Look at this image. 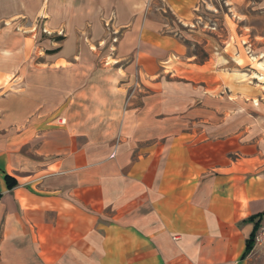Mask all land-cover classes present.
<instances>
[{
  "label": "crops",
  "instance_id": "1",
  "mask_svg": "<svg viewBox=\"0 0 264 264\" xmlns=\"http://www.w3.org/2000/svg\"><path fill=\"white\" fill-rule=\"evenodd\" d=\"M5 2L0 20L38 7L64 40L31 63L0 37V74L17 77L0 86V264H264L244 256L248 218L264 216L254 80L220 54L159 79L209 0Z\"/></svg>",
  "mask_w": 264,
  "mask_h": 264
},
{
  "label": "rangeland",
  "instance_id": "2",
  "mask_svg": "<svg viewBox=\"0 0 264 264\" xmlns=\"http://www.w3.org/2000/svg\"><path fill=\"white\" fill-rule=\"evenodd\" d=\"M209 2L214 8L209 9L210 11L200 8L197 12L200 19L193 27L179 28L181 33L184 32L180 40L185 46V55L180 58L170 56L169 59L163 60L158 66V73L161 74L159 79L191 77L190 67L184 64L189 61L184 57L193 55L194 58L190 61L202 63L210 56L220 54L227 60L228 67L238 66L242 69L241 77L246 83L250 84L254 80V89H257L258 94L263 96L262 99L254 97V112L251 111L252 105L244 104L245 112H253L254 116L259 117L257 119L259 133L254 134V138L260 139L264 137V0H246V3L241 6H230L222 0H209ZM14 9L16 8L4 0L2 4L0 3V17L11 14ZM39 9L30 7L29 10L32 13L26 15L24 19L19 16L7 21L0 20V37H19L18 39L22 41L20 47H23L26 53L25 61L31 63H42L44 59L54 57L59 50L58 45L64 40V32L50 33L46 30V18L43 17L42 12H37ZM164 15L171 24L170 13L166 12ZM104 25L108 26L106 23ZM188 29L193 31H188ZM113 40L116 42V39ZM88 41H90L89 38L88 40L83 39V42L90 46ZM220 60L216 58V64ZM10 78L15 80L17 77L13 72L0 74V86H4V90L11 89L12 84L8 82ZM150 88L147 83V89ZM52 121H57V118ZM167 122L170 126L171 122L169 120ZM247 125H244V130ZM211 141L217 144L220 141L228 143L232 140L229 141L223 136L217 140L212 138ZM217 145L219 148V144ZM212 148H215L214 145ZM228 157L231 155L228 154ZM262 222H264V216Z\"/></svg>",
  "mask_w": 264,
  "mask_h": 264
},
{
  "label": "trees",
  "instance_id": "3",
  "mask_svg": "<svg viewBox=\"0 0 264 264\" xmlns=\"http://www.w3.org/2000/svg\"><path fill=\"white\" fill-rule=\"evenodd\" d=\"M5 180H6V183L9 189H11L12 187L16 185L15 181L10 179L9 177H6ZM262 220H263V214H257L255 216H251L250 218H248V221L253 223V231L250 234L248 240L246 241V248H245L244 256L250 253V251L252 250L253 239H254L255 233L257 232L260 224L262 223Z\"/></svg>",
  "mask_w": 264,
  "mask_h": 264
},
{
  "label": "built area",
  "instance_id": "4",
  "mask_svg": "<svg viewBox=\"0 0 264 264\" xmlns=\"http://www.w3.org/2000/svg\"><path fill=\"white\" fill-rule=\"evenodd\" d=\"M253 248L258 250H264V222L260 224L257 232L255 233L253 239Z\"/></svg>",
  "mask_w": 264,
  "mask_h": 264
}]
</instances>
